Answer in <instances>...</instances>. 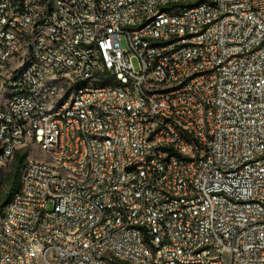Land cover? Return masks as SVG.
I'll return each instance as SVG.
<instances>
[{"label":"built area","instance_id":"obj_1","mask_svg":"<svg viewBox=\"0 0 264 264\" xmlns=\"http://www.w3.org/2000/svg\"><path fill=\"white\" fill-rule=\"evenodd\" d=\"M22 149L0 264H264V0H0Z\"/></svg>","mask_w":264,"mask_h":264},{"label":"rangeland","instance_id":"obj_2","mask_svg":"<svg viewBox=\"0 0 264 264\" xmlns=\"http://www.w3.org/2000/svg\"><path fill=\"white\" fill-rule=\"evenodd\" d=\"M122 46L123 47L127 46L126 38L122 40ZM24 153L28 155L29 150L28 149L20 150L12 160L7 162L6 164L0 165V203L4 201L7 192H9L10 189L13 186H15V181H16L15 172L17 170V165H18L17 156ZM32 155H34L35 157H42V158L47 157L45 153L38 152L37 149L33 150Z\"/></svg>","mask_w":264,"mask_h":264},{"label":"trees","instance_id":"obj_3","mask_svg":"<svg viewBox=\"0 0 264 264\" xmlns=\"http://www.w3.org/2000/svg\"><path fill=\"white\" fill-rule=\"evenodd\" d=\"M26 156L27 154L24 153V154H20L17 156V170L15 172V176H16V181H15V186H13L9 192H7V194L5 195V199L2 203H0V208L10 200L11 196L13 195V193L18 189V186H19V175H20V171H21V168L23 166V163L26 159Z\"/></svg>","mask_w":264,"mask_h":264}]
</instances>
